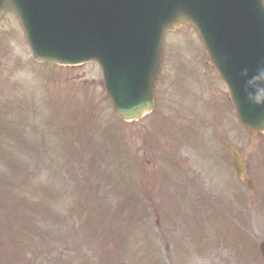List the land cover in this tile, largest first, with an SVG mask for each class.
Segmentation results:
<instances>
[{
    "label": "rangeland",
    "instance_id": "obj_1",
    "mask_svg": "<svg viewBox=\"0 0 264 264\" xmlns=\"http://www.w3.org/2000/svg\"><path fill=\"white\" fill-rule=\"evenodd\" d=\"M17 22L0 19V264H264V134L232 118L191 26L166 33L156 108L130 123L95 64L35 62ZM180 111L203 118L193 138Z\"/></svg>",
    "mask_w": 264,
    "mask_h": 264
},
{
    "label": "water",
    "instance_id": "obj_2",
    "mask_svg": "<svg viewBox=\"0 0 264 264\" xmlns=\"http://www.w3.org/2000/svg\"><path fill=\"white\" fill-rule=\"evenodd\" d=\"M185 3L193 4L190 0L178 4L167 21H160L156 25L155 32L154 28L150 30L146 22L143 23L131 12L124 1L116 4L114 8H108L109 13L115 16L117 23H125L128 26L124 33L143 31L146 33L145 38L150 37L143 48L141 41L136 37L134 45H129L125 41L121 43L118 53L121 56L122 70L118 75H111L108 64L104 61L108 51L113 50L115 46L109 39H115L118 36V30L109 26L105 36L95 37L96 46L93 50L95 57L93 58L101 67L104 85L117 115L125 120H136L151 109L152 89L160 65L164 32L176 27L180 21L184 20L193 24L198 30L209 61L229 88L239 120L251 131H264L263 98L259 101L255 98L246 99L240 88L243 78L255 84H264L263 0H221V2L208 0L206 3L199 4L198 9L201 12L196 14L190 9H183L182 6ZM21 4H23L22 0H0V13L9 8L18 16L36 60L66 63L63 57L42 52L43 46L33 40L30 34V31L33 32L31 19L28 11L20 10ZM50 6L51 3H46V7ZM152 45V54L143 61ZM110 61L113 62V58H110ZM148 65L151 67L146 72ZM134 69L136 73L127 79ZM130 87L131 90L127 95L122 97L124 89L127 90ZM230 150L235 170L242 178V158L238 153ZM260 249L264 256V242L260 243Z\"/></svg>",
    "mask_w": 264,
    "mask_h": 264
}]
</instances>
